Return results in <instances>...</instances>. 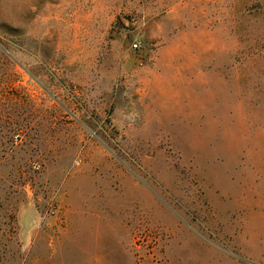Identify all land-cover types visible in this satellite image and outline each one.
<instances>
[{
    "label": "rangeland",
    "instance_id": "1",
    "mask_svg": "<svg viewBox=\"0 0 264 264\" xmlns=\"http://www.w3.org/2000/svg\"><path fill=\"white\" fill-rule=\"evenodd\" d=\"M0 264H264V0H0Z\"/></svg>",
    "mask_w": 264,
    "mask_h": 264
},
{
    "label": "built area",
    "instance_id": "2",
    "mask_svg": "<svg viewBox=\"0 0 264 264\" xmlns=\"http://www.w3.org/2000/svg\"><path fill=\"white\" fill-rule=\"evenodd\" d=\"M133 48L134 49H137L138 48V45L137 44H134Z\"/></svg>",
    "mask_w": 264,
    "mask_h": 264
}]
</instances>
